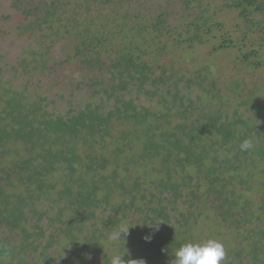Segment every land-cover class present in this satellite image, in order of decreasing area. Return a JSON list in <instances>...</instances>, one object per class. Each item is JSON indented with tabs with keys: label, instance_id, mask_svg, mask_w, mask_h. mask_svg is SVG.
Here are the masks:
<instances>
[{
	"label": "rangeland",
	"instance_id": "rangeland-1",
	"mask_svg": "<svg viewBox=\"0 0 264 264\" xmlns=\"http://www.w3.org/2000/svg\"><path fill=\"white\" fill-rule=\"evenodd\" d=\"M53 1L0 0V94L3 99L15 92L24 96L29 104L41 102L43 111L52 117H68L89 107L108 113L114 109L113 86L119 82L112 69L109 70L108 59L126 46L143 54L142 60L150 67L151 79L143 87L135 80L126 91L116 93L126 100H134L139 110L150 109L149 121L153 125L193 126L202 123L206 114H213L222 122L227 119L237 122L239 128L249 133L253 149L241 151L239 141L230 145L240 154V159L236 160L240 167L238 177L251 181V187L248 183L240 184L238 179L233 188L235 193L223 196L195 186L183 188L187 201L192 202L186 204L191 227L188 224L185 227L193 231L179 237V242L182 245L216 238L223 242L226 251L222 264H241L246 256L253 262L247 250L259 237L264 238V224L256 219L237 227L229 223L230 218L218 219L217 215L221 213L219 204H226L227 197L237 198L243 193L253 201L250 212L264 217L261 199L264 154L258 153L264 151V43L258 27L249 24L240 10L228 7L230 0H61L53 17L56 21L53 27L40 26L45 7L51 6ZM253 15L258 20L263 19L262 14ZM202 19H208L207 24ZM195 34L199 37L195 38ZM87 36L95 39L93 48L100 54L93 51L87 56L77 52ZM99 38L102 41L99 42ZM226 40L229 46L220 49ZM249 54L251 57L246 60ZM259 62L262 65H258ZM160 77L165 82L153 84L152 80ZM151 125L136 126L116 120L112 135L115 138L125 131L135 142L141 132H149ZM108 140L111 143V138ZM18 148L19 161L26 154L21 145ZM9 149L13 150L12 146ZM218 154L221 160L231 157L228 148ZM15 159L7 157L5 163L0 162V169ZM114 198L124 199L119 193ZM40 204L43 212L48 211L41 222L43 225L49 222V216L55 215L49 201L43 199ZM133 209L126 218L120 214L122 221L116 226L104 225L106 218L116 215L111 206L100 209L98 218L87 221L84 231L87 236L96 231L104 243L94 248L87 243L91 247L82 256L80 246L59 245L57 241L48 247L50 234L60 228L53 225L47 227V237L36 239L39 247L31 246L27 256L36 264H45L43 259L51 256L54 257L52 264H73L80 258L85 259V264H109L118 254H125L122 257L125 262L135 259L145 264H171L172 251L166 259L159 255L166 233H160L159 239L154 236L156 228L139 234L137 230L143 229L138 221L140 214ZM237 212L241 213L239 220L247 218L246 213ZM71 216L68 213L67 219ZM129 226L127 236L121 234L125 240H120L118 229ZM8 236L10 234L0 238ZM146 236H151L150 242L145 240ZM256 255L262 259V262L257 259V264H264V253ZM70 258H73L72 263L68 262ZM3 259L6 261L9 257ZM124 261L121 264H125Z\"/></svg>",
	"mask_w": 264,
	"mask_h": 264
},
{
	"label": "trees",
	"instance_id": "trees-1",
	"mask_svg": "<svg viewBox=\"0 0 264 264\" xmlns=\"http://www.w3.org/2000/svg\"><path fill=\"white\" fill-rule=\"evenodd\" d=\"M60 1L54 0L51 6L45 7V16L39 19L40 26L53 27L56 23L53 17ZM227 6L240 10L249 24L258 27L264 43V0H230ZM253 14H262L263 19L258 20ZM202 20L207 24L208 19ZM195 25L199 26V23L195 22ZM198 37L199 34H195V38ZM98 40L100 42L102 38ZM94 43L95 39L87 36L77 52L87 56L93 51L100 54L93 48ZM228 46L226 40L219 48ZM250 57V54L246 55V60ZM142 58L143 54L126 46L108 59L109 70L112 69V74L119 80L113 86L114 109L108 113L98 107H89L68 117H52L43 111L41 102L29 104L24 101V96L15 92L4 99L0 94V100L3 99L0 162L5 163L3 161L9 156L16 157L11 164L0 169V236L10 234L0 238V264H36L27 256L28 250L31 246L39 247L36 239L47 237V227L51 225L60 228L50 234L48 247L58 241L59 245L80 246V255L86 254L91 246L98 247L104 242L96 231L87 236L84 227L87 221L97 219L98 211L106 210L107 206H111L116 215L106 218L104 225L116 226L122 221L119 215L126 218L133 208L140 214L138 221L143 229L137 230L139 234L150 232L154 227L149 225L160 222L154 236L158 238L160 233H166L159 251V255L166 259L172 249L181 245L179 237L192 230L185 227L190 221L187 215H191L186 204L192 202L187 201L183 188L195 186L219 196L235 193L233 188L239 179L237 161L240 154L232 145L249 139V133L239 128L237 122L230 119L222 122L213 114H206L202 123L193 126L153 125L149 121L150 109L139 110L134 100H126L116 93L126 91L135 80L143 87L151 79L150 67ZM96 61L99 62L100 57ZM258 65H262L261 62ZM152 81L153 84L165 82L161 77ZM116 120L135 123L136 126L152 125L148 127L149 132H141L133 142L125 131L113 137ZM19 145L24 148L26 156L18 161ZM11 146L13 150L9 149ZM224 148H228L231 157L221 160L218 151ZM258 153L264 154V151ZM239 183H248L251 187V181L247 182L245 177L239 179ZM116 193L124 199L115 200ZM43 199L51 203L50 209L55 216H49V222L42 225L48 212L42 210L40 201ZM261 199L264 212V193ZM204 201L209 202L208 199ZM226 202L222 206L219 204L221 213L217 215L218 219L230 218L229 223L237 227L256 219L264 224V217L250 212L253 204L250 197L242 193L237 198L227 197ZM237 210L246 213L247 218L239 220L241 213ZM68 213L72 216L67 219ZM187 226L191 227V224ZM250 249L247 252L253 262H249L246 256L241 264L258 263L256 254L264 253V238L259 237ZM6 256L9 260L5 261L3 257ZM51 258L43 259L45 264H52ZM72 261L73 258L68 260ZM73 264H85V259L80 258Z\"/></svg>",
	"mask_w": 264,
	"mask_h": 264
},
{
	"label": "clouds",
	"instance_id": "clouds-1",
	"mask_svg": "<svg viewBox=\"0 0 264 264\" xmlns=\"http://www.w3.org/2000/svg\"><path fill=\"white\" fill-rule=\"evenodd\" d=\"M254 148V143L252 139H245L240 144L241 151H249ZM147 224V223H145ZM160 222L153 223L152 226L158 230ZM129 227L127 228H119L117 237L120 240H125L122 238V235L124 237L127 236L129 232ZM145 240L150 242L151 236H146ZM125 255V254H124ZM124 255H116L112 257L109 261V264H121V261H124L122 257ZM226 255L225 247L223 245V242L216 239V238H207L200 241H188L186 243H183L175 250L172 249V260L171 264H222V261L224 260ZM131 261H136L137 264H140L142 261L143 264H145V261L143 260H135L131 259L125 264H130Z\"/></svg>",
	"mask_w": 264,
	"mask_h": 264
}]
</instances>
